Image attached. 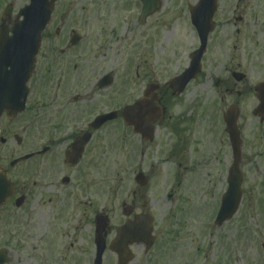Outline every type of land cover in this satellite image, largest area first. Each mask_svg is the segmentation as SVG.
<instances>
[{
	"label": "rangeland",
	"instance_id": "obj_1",
	"mask_svg": "<svg viewBox=\"0 0 264 264\" xmlns=\"http://www.w3.org/2000/svg\"><path fill=\"white\" fill-rule=\"evenodd\" d=\"M197 2L162 0L161 9L140 25L138 0H58L42 34L39 51H82L87 66L105 57L107 64L97 73L112 76L113 110L140 98L146 84L159 85L170 100L167 129L145 154L138 148H122L121 127L114 128L112 161L108 168L97 169L95 194L83 200L92 206L87 213L90 221L92 213L104 207L121 213V203L133 192L139 207L145 205L157 242L149 252L131 247L134 259L129 264H264V123L251 115L255 106L251 95L238 100L225 92L228 81H233L232 71L245 73L250 83L264 79V70L257 68L261 59L256 60V52L264 51V0L218 1L201 72L172 100L167 83L188 67V54L199 45L188 13ZM25 5L27 0H0V20L7 6L12 9L6 28ZM72 34L80 41L68 50ZM235 100L240 101L243 196L236 215L218 228L213 221L231 164L225 135L220 143L224 128L220 113ZM173 125L185 130L182 159L172 155ZM19 127L18 123L13 133L24 138ZM130 137L138 147L137 138ZM5 139L0 160L7 164L22 156L25 147L18 148L11 136ZM138 172L148 178L142 190L134 182ZM101 178L106 183L101 184ZM44 211L28 206L0 213V248L8 252L9 264H93L92 227L79 223L85 216L68 215L49 227ZM103 264H117L116 256L106 250Z\"/></svg>",
	"mask_w": 264,
	"mask_h": 264
},
{
	"label": "flooded vegetation",
	"instance_id": "obj_2",
	"mask_svg": "<svg viewBox=\"0 0 264 264\" xmlns=\"http://www.w3.org/2000/svg\"><path fill=\"white\" fill-rule=\"evenodd\" d=\"M256 54L258 55L256 60L261 59V65L257 68L264 70L262 67L264 51H257ZM85 59L82 51H40L26 87L18 90L14 88L10 92L17 102L22 103L24 100V106L23 109L19 106V110H16V106L15 114L3 112L0 119V140L5 141L2 144L5 145L7 143L5 138L11 136L18 148L24 145V156H28L29 159L14 167H11V161H6L7 165L0 160V168L6 172L13 190L2 209L14 211L28 206L33 208L40 206L45 210L49 227L58 226V222L65 216L82 213L85 220H79L80 225L83 221L86 222L85 226L90 223L92 232L95 229L96 218L101 215L107 223L104 234L107 243L114 238L119 226L150 214L145 210V205L139 207L136 193L133 192L131 196H127L126 202L121 203V213L104 207L99 212L92 213L91 221L87 217L88 208L92 206L83 200H90L95 194L97 169L108 168L112 161L114 128L121 127L119 130L122 135L119 139L122 148H138L145 154V151L157 142L161 131L167 129L166 116L170 109V100L166 93L160 90L159 85L153 84L157 91L148 95L161 114L159 117L147 115L142 119L146 128L152 130L149 136L133 134L134 129L129 126L120 111L115 120L102 121L101 117L113 113L110 92L112 83L107 84L105 81L109 74L106 71L97 73V70L103 69L100 66L107 63L105 57L99 56V62L95 59V62L87 66L84 64L87 63ZM235 73L242 76H234ZM231 79L233 81L229 80L225 87L226 93L234 95L238 100L244 99L248 94L255 105L258 103L255 87L264 79L250 83L248 76L239 70L231 72ZM148 85L146 84V87ZM146 87L141 98L146 93ZM170 93L172 100H175L171 90ZM238 100H235L232 106L239 108ZM224 111L222 108L219 113L222 115ZM18 123L19 132L24 138L13 133ZM173 126L170 131L176 139L172 155L182 159L186 151V140L183 137L185 130L181 131L178 126ZM221 130L223 131L219 136L220 143L223 144L224 129ZM130 136L137 138L138 147L131 143ZM214 160L220 167L219 158L216 157ZM20 165H25L23 170H18ZM145 178L148 184V178L146 176ZM103 183H106V178H101V184ZM146 186H138V190ZM18 200L22 203L19 209L16 208ZM126 205L129 207L128 216L123 209ZM76 230H79V226ZM48 238V234L44 235L43 242L46 243ZM90 241L94 243V234L93 241L92 236Z\"/></svg>",
	"mask_w": 264,
	"mask_h": 264
},
{
	"label": "water",
	"instance_id": "obj_3",
	"mask_svg": "<svg viewBox=\"0 0 264 264\" xmlns=\"http://www.w3.org/2000/svg\"><path fill=\"white\" fill-rule=\"evenodd\" d=\"M55 1L29 0L30 5L19 11L17 20L11 29V37L7 36L8 31L3 24L0 27V87L2 90H10L13 87L20 88L27 82L33 69L34 57L39 49L40 34L50 20ZM216 1L200 0L198 5L190 10L192 24L200 39V48L192 55L191 67L170 83L174 94L182 93L186 85L199 72L202 52L205 50L208 34L212 31V17L216 10ZM140 2L142 3V11L138 21L140 24H144L147 17L161 8L162 3L160 0H140ZM10 13L11 8L8 7L4 18L9 17ZM21 17L23 20L19 21ZM4 21L5 19H3V23ZM77 41V38L74 37L71 43L74 45ZM259 91L261 93L260 104L254 114L260 115L262 122L264 120V84L259 87ZM3 94L5 92L0 98V112L3 109L10 110L14 104L11 97H3ZM124 112L126 119L132 120V124L137 128V122L140 123L141 119L153 114L151 101H138L133 107L126 108ZM236 118L235 112L231 111L225 116L233 162L228 172V189L222 198L217 217L218 225L233 217L241 199V141L236 129ZM140 177L137 180H140ZM10 193V184L7 182L5 174L0 171V205L7 200ZM142 232V227L138 228V226H126L118 231V240L111 245V250L118 254L119 264H126L131 259L126 251V246L132 242L139 243ZM104 248L103 242L98 243L95 264H101ZM6 262L5 253L0 252V264Z\"/></svg>",
	"mask_w": 264,
	"mask_h": 264
}]
</instances>
